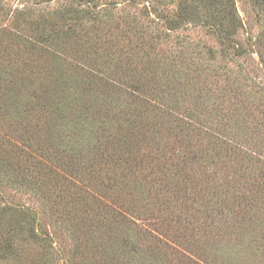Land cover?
Segmentation results:
<instances>
[{
    "label": "rangeland",
    "instance_id": "1",
    "mask_svg": "<svg viewBox=\"0 0 264 264\" xmlns=\"http://www.w3.org/2000/svg\"><path fill=\"white\" fill-rule=\"evenodd\" d=\"M181 1H5L0 208L25 214L16 252L0 264H179L155 237L198 264H264V9L235 0L241 39L252 43L235 56L201 23L171 29ZM78 7L88 17L74 35L45 25ZM42 35L48 44L29 50L26 41ZM136 87L161 92L156 111L127 97ZM96 103L100 113L88 108ZM127 121L141 125L136 137ZM109 123L101 151L117 147L114 161L91 152L83 135H102ZM17 148L47 156L92 191L25 166L11 154Z\"/></svg>",
    "mask_w": 264,
    "mask_h": 264
},
{
    "label": "trees",
    "instance_id": "2",
    "mask_svg": "<svg viewBox=\"0 0 264 264\" xmlns=\"http://www.w3.org/2000/svg\"><path fill=\"white\" fill-rule=\"evenodd\" d=\"M6 0H0V11L4 10ZM88 1H86L87 3ZM262 8L264 9V0H258ZM81 5V4H79ZM92 15V14H89ZM1 16V14H0ZM31 17L30 15H28ZM84 16L88 17V10H85L84 8H72L71 10L66 11L65 13H61L59 16L55 17L51 22L47 21L45 19V25L48 27H51V32H60L64 34L66 37H70L71 35L75 34V31L77 28L80 27V21L84 18ZM96 16H90V18H94ZM175 19L177 21L170 20L171 23V29L172 27H176L178 23H182L183 21L188 22H198L203 25H205L208 29V31L215 37L217 43L219 44V47H221L222 52L224 53H231L235 56H242L247 55L248 51L250 50V46L252 45L250 39H244V41L241 39V33L244 31V22L242 18L240 17L238 10L236 8L235 0H182L179 4L178 11L175 14ZM27 19V18H25ZM37 25L39 23L38 20L31 21L30 24ZM35 31V29H33ZM8 33L7 29H1L0 28V38L3 37V34L5 35ZM18 37V36H17ZM42 40L40 41H26L27 43H30L29 50L34 51L36 49V45L39 43L42 44H48L49 36L42 35ZM51 41V40H50ZM53 43V41H52ZM87 78H93L96 79V82L99 83L103 82L106 84L105 78H102L101 76L94 75V74H88L86 76ZM146 92L141 89L140 87L133 88L129 94L127 93V97L130 98L133 102V104H142L147 105L148 108H152L154 111H156L157 107L155 104L158 103V99L164 100L161 92H158L155 94L153 92V95L150 94L145 95ZM155 94V95H154ZM165 106V104H164ZM87 107V105H86ZM88 108L99 111V113L102 110V107L100 104H92ZM150 108V109H151ZM167 108V107H166ZM168 109V108H167ZM152 111V110H151ZM162 113L165 115V117H172L170 114L172 112L170 111H162ZM140 112L137 113L138 120L140 119ZM169 117V119H170ZM120 125L125 124L123 119L117 120ZM135 121V120H134ZM173 121L175 122V126H183L184 122L180 121V118L173 117ZM129 122V121H127ZM136 123V122H135ZM119 126V125H118ZM141 126V125H138ZM134 123H127V125L124 127L126 130H130V132L133 133V137H136L134 132H137V129L139 128ZM115 129L113 124H107L104 128V132L102 135H94L91 131L85 132L83 135L85 137L90 138L89 145L91 146V152L94 154H97L100 158H107L111 161H114V156L116 155V148L113 147V154L110 152L103 153L101 149H104L108 144L106 143L112 134L113 130ZM120 130V127H119ZM123 140V139H122ZM120 140V142H122ZM4 142V141H3ZM7 145H12L8 140H5ZM118 142V141H117ZM12 156L15 155V157L20 158L23 162H25V166H31V167H41L43 169V175H53L57 178L58 181L66 180L67 186L70 185L74 191L87 194L90 193V189H84L77 185L74 182H70L69 179L71 178V175L68 173H60L57 171V168H53L51 164L47 162V156L44 157L39 155L40 159L37 157H34L33 154L35 153L32 150L24 151L20 148H17V150H14L11 152ZM43 155V154H42ZM95 157V156H94ZM23 168V167H22ZM27 169V168H26ZM24 168L21 171V174L25 173ZM49 177V176H48ZM73 177V176H72ZM112 212H115V210L111 209ZM120 212H117L116 216L120 220H126V217L119 214ZM24 214L25 211L22 209H19L17 207L14 208H8L3 207L0 208V262H6L10 258L13 257V255L16 252L17 249V237L23 233L24 227L21 224V222L24 220ZM132 223V222H131ZM29 232V235L32 238H38L39 235L35 233V230L31 227L27 229V233ZM155 239V246L159 245L161 247L167 248L175 256V260L179 262V264H198L186 257L184 255H179V259L177 257V254L180 253L178 251H174V249L170 246H165L160 239ZM157 244V245H156ZM158 248V246L156 247ZM155 251V250H154ZM161 253V252H160ZM162 263L165 262V260H160ZM159 264V263H157Z\"/></svg>",
    "mask_w": 264,
    "mask_h": 264
}]
</instances>
